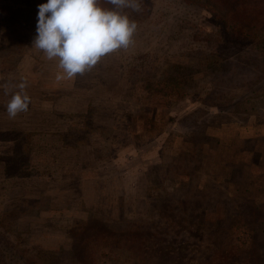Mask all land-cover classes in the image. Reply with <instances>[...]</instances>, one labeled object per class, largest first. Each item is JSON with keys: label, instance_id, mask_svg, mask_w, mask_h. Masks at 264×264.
I'll return each instance as SVG.
<instances>
[{"label": "rangeland", "instance_id": "rangeland-1", "mask_svg": "<svg viewBox=\"0 0 264 264\" xmlns=\"http://www.w3.org/2000/svg\"><path fill=\"white\" fill-rule=\"evenodd\" d=\"M46 2L0 0V264H264V102L207 40L220 15L99 0L136 31L69 79L32 46ZM234 3L264 36V0Z\"/></svg>", "mask_w": 264, "mask_h": 264}, {"label": "clouds", "instance_id": "clouds-1", "mask_svg": "<svg viewBox=\"0 0 264 264\" xmlns=\"http://www.w3.org/2000/svg\"><path fill=\"white\" fill-rule=\"evenodd\" d=\"M107 3L114 9L141 10L139 0ZM136 27L127 14L101 7L99 0H47L38 5L32 46L49 60L58 58L59 68L70 79L94 67L104 55L126 48ZM26 86L25 82L16 85L21 91L12 95L6 106L9 118L28 110L30 97L24 93ZM4 88L7 94L9 85Z\"/></svg>", "mask_w": 264, "mask_h": 264}, {"label": "trees", "instance_id": "trees-1", "mask_svg": "<svg viewBox=\"0 0 264 264\" xmlns=\"http://www.w3.org/2000/svg\"><path fill=\"white\" fill-rule=\"evenodd\" d=\"M214 1L217 5L225 6L228 14L219 13L217 6L201 3V0H183L188 5L208 9L216 15H220L223 25L217 31H208L207 40L212 41V43H219L222 46L224 54L221 59L223 64L241 79L240 82L235 84L236 88L242 90L251 88V97L256 96L260 102H264V36L239 22L244 12L241 6H235L234 0ZM236 13L239 15H235ZM223 17H228L230 20ZM245 77H249V79ZM225 97L226 95H223L219 98ZM0 227L3 228V235L5 236V238L0 237V245H2L0 248H4L5 243L10 242V240L5 234L7 228H4L2 221H0ZM0 234H2L1 231ZM7 243L6 245H9Z\"/></svg>", "mask_w": 264, "mask_h": 264}]
</instances>
